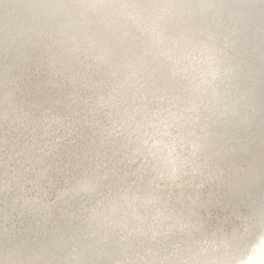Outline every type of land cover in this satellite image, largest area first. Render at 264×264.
Instances as JSON below:
<instances>
[{
	"label": "snow or ice",
	"instance_id": "obj_1",
	"mask_svg": "<svg viewBox=\"0 0 264 264\" xmlns=\"http://www.w3.org/2000/svg\"><path fill=\"white\" fill-rule=\"evenodd\" d=\"M257 189L264 0H0V264H232Z\"/></svg>",
	"mask_w": 264,
	"mask_h": 264
},
{
	"label": "clouds",
	"instance_id": "obj_2",
	"mask_svg": "<svg viewBox=\"0 0 264 264\" xmlns=\"http://www.w3.org/2000/svg\"><path fill=\"white\" fill-rule=\"evenodd\" d=\"M262 200L264 191L259 189L244 193L218 217H213L215 222H223L227 231H241L243 243L233 251L232 264H264V227L245 224L256 215ZM4 252L0 248V255Z\"/></svg>",
	"mask_w": 264,
	"mask_h": 264
}]
</instances>
